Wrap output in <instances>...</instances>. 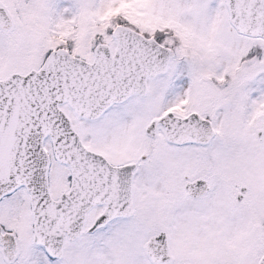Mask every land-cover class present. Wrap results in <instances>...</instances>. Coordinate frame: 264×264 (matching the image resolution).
<instances>
[{
    "label": "snow or ice",
    "instance_id": "1",
    "mask_svg": "<svg viewBox=\"0 0 264 264\" xmlns=\"http://www.w3.org/2000/svg\"><path fill=\"white\" fill-rule=\"evenodd\" d=\"M0 264H264V0H0Z\"/></svg>",
    "mask_w": 264,
    "mask_h": 264
}]
</instances>
